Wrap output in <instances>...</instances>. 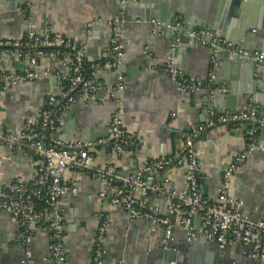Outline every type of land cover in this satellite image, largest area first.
Here are the masks:
<instances>
[{"label": "crops", "instance_id": "obj_1", "mask_svg": "<svg viewBox=\"0 0 264 264\" xmlns=\"http://www.w3.org/2000/svg\"><path fill=\"white\" fill-rule=\"evenodd\" d=\"M251 4L245 14L237 12L225 0H133L123 7L122 0H33L31 12L25 14V0H0V37H16L29 27L39 31L56 29L79 41H84L85 24L93 23L92 41L89 43V58L100 61L110 45L112 28L108 21L123 19L120 29L124 36L125 58L123 72L126 79L125 91L117 97L123 107L124 126L140 139L138 147L129 148L119 168L124 173L137 169L140 163L160 157H173L181 151V141L175 134L190 131L208 124L209 109L217 107L212 94L206 93L211 82L212 50L198 41H183L180 45L174 33L157 36L151 19L155 8L178 4L192 11H201L206 18L221 23V31L236 37L242 31L256 41H264V0ZM187 30L188 24L180 22ZM207 31L220 34L215 30ZM187 38V37H186ZM222 38V37H221ZM229 43L228 39L222 38ZM232 44V43H231ZM233 46V44H232ZM148 49V52L146 50ZM264 53V52H263ZM171 55L175 56L183 77L201 83L203 88L194 94L180 92L163 67ZM227 54L221 55L214 69L215 78L225 85L221 91L222 106L230 91L246 94L256 85H264V72L249 76ZM5 70L14 68L13 61L3 64ZM107 85H112L113 75L105 72ZM49 81L18 85L3 95L2 122L7 129L18 135L23 132L28 112L39 110L46 95L51 92ZM260 90L258 89V94ZM263 107L256 99L250 103L245 97L237 100L241 110L255 104L264 117ZM97 104L89 107L83 103L73 106L65 115L66 126L63 137L67 140H94L106 134L112 115L118 108L114 99H108L104 91L97 96ZM172 114L176 115L174 129ZM246 125L245 129H250ZM256 142H264V130L258 132ZM250 137L233 130V125L217 124L207 128L196 140L201 157V184L203 192L211 201L216 200L222 183V175L232 157L246 150ZM7 155L0 170V198L8 194L16 179L32 183L36 165L25 152L17 147H7ZM113 158L107 151L97 154V163L110 166ZM166 176L172 186L183 189L186 185L183 170H171L157 175L161 182ZM65 178L79 188L78 195L61 199L59 209L63 217L67 264H92L93 242L98 228L109 220L105 244L104 264H257L245 258L249 248L235 244L221 250L215 243L193 249L187 243L179 225L175 228L174 242L168 249L163 246L164 229L154 228L144 219L131 221L120 208L111 207L99 197L105 183L89 173L68 172ZM234 197L245 201V210L254 219L264 220V154L249 156L241 172L234 178L231 187ZM147 211L159 210L165 215L167 204L153 201ZM200 225V221H198ZM17 221L0 210V264H54L52 240L42 231L34 235L32 256L28 258L19 238Z\"/></svg>", "mask_w": 264, "mask_h": 264}, {"label": "built area", "instance_id": "obj_2", "mask_svg": "<svg viewBox=\"0 0 264 264\" xmlns=\"http://www.w3.org/2000/svg\"><path fill=\"white\" fill-rule=\"evenodd\" d=\"M32 1L25 0L21 12L29 14ZM121 4L124 7L127 0H122ZM108 23L112 28V36L100 61L89 58L93 23L85 24L84 41L56 29L39 31L34 27H29L20 36L0 37V170L7 158V147L23 150L36 165L32 183L16 179L8 194L0 198V210L12 216L20 227L19 238L26 256H32L34 235L42 231L52 240L54 264H67L59 203L68 195L79 194V188L65 178L68 172L76 171L89 173L104 182L105 187L99 197L111 207L123 210L131 221L144 219L154 228L162 227L163 246L166 249L174 242L175 228L179 225L189 244L203 238L215 243L221 250L241 244L249 248L245 258L264 264V220L252 218L245 210L244 199L231 194L232 182L249 156L264 154V142H256L258 132L264 130V117L259 114L257 106L251 104L238 112L209 109L208 124L190 131L175 129L181 141L179 153L173 157L146 160L134 171L122 172L120 163L131 146L140 145V139L124 126V110L117 99L125 91L126 85L122 68L125 44L120 29L123 19L119 17ZM152 24L157 36L174 33L177 41L187 37L209 47L212 50L210 82L215 78L214 69L223 54L264 63L263 52L233 49L231 43L212 31L187 30L179 22L153 21ZM6 61L14 62L12 70L4 69ZM105 72L113 75L112 85L106 84ZM163 72L182 93L194 94L203 88L201 83L183 77L173 55L168 57ZM50 79L55 80L54 88L46 95L42 108L27 113L22 133H12L2 122L3 95L18 85L47 83ZM102 91L108 99L118 103L106 134L94 140L65 139V115L78 103L89 107L96 105L97 96ZM171 118L170 128L174 129L176 115L172 114ZM217 124L233 125V130L241 135L247 134L251 143L245 151L232 157L223 172L218 196L211 201L205 196L200 181L201 157L196 140L204 130ZM246 125H250V129H245ZM101 150L107 151L113 158L110 166L97 163V154ZM171 170L185 172L186 185L183 189L172 186L168 176L161 182L157 180L158 174ZM153 201L167 204L165 215H160L157 209L154 212L147 211V205ZM109 226V220H105L98 228L93 242L92 264H104ZM170 264H178V261L173 260Z\"/></svg>", "mask_w": 264, "mask_h": 264}, {"label": "water", "instance_id": "obj_3", "mask_svg": "<svg viewBox=\"0 0 264 264\" xmlns=\"http://www.w3.org/2000/svg\"><path fill=\"white\" fill-rule=\"evenodd\" d=\"M227 1L232 8L234 9L233 14L238 11L242 14H245L246 10L249 8L251 4H259L257 0H225ZM133 0H127V5L129 6ZM151 19L160 21V22H171L176 24L177 22H183L184 24H188L189 28H206L209 30L217 31L222 38L228 39L233 44V49L240 48L242 50L251 52V53H261L264 52V41H256L254 43V38L250 35H247L244 30V26H242V31L239 36L231 35L229 32L223 33L221 31V23L214 22V20L210 18H206L201 11H192L188 7H181L178 4H171L169 6H163L161 8H155V11L151 14ZM176 37V36H175ZM192 41L196 42L195 39H190L183 37L179 39L178 43L183 45V41ZM177 41V38H176ZM223 56V55H222ZM234 61L240 63L239 66L243 67L249 76L251 74H261L264 72V63H255L252 61H248L240 58L238 55L232 57ZM49 84L51 90L54 88L55 80L50 79ZM225 85L220 79L214 78L206 91L208 94H212L215 99L216 106L221 109H226V111L230 112H238L241 111L237 107V100L240 97H245V101L247 103L251 102V99H256L258 105L263 107L262 97L260 94L264 92V85H256L252 89L249 90L246 94L236 91H230L229 96L225 98V106H222V97L221 91H223ZM258 89L260 90V94H258ZM261 111L264 112V108H261ZM193 244V249H197L200 246H207L208 241L206 238H203L199 241H196Z\"/></svg>", "mask_w": 264, "mask_h": 264}, {"label": "trees", "instance_id": "obj_4", "mask_svg": "<svg viewBox=\"0 0 264 264\" xmlns=\"http://www.w3.org/2000/svg\"><path fill=\"white\" fill-rule=\"evenodd\" d=\"M202 180V177L200 178V181Z\"/></svg>", "mask_w": 264, "mask_h": 264}]
</instances>
